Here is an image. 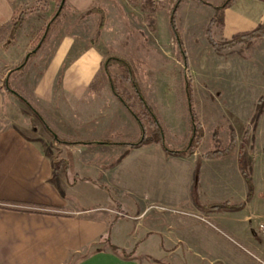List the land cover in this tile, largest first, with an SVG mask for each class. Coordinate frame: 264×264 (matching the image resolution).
Masks as SVG:
<instances>
[{
  "label": "crops",
  "instance_id": "1",
  "mask_svg": "<svg viewBox=\"0 0 264 264\" xmlns=\"http://www.w3.org/2000/svg\"><path fill=\"white\" fill-rule=\"evenodd\" d=\"M28 2L0 0V264H201L196 258L203 259L208 246L217 248V264H260L240 257L227 235L264 257L251 224L257 196L254 191L247 200L242 171L249 165L238 143L216 160L203 158L200 151L175 155L160 143L144 144L135 148L142 151L137 169L144 182L135 205H116L95 194V187L109 180L108 152L127 149L113 164L125 161L132 150L124 142L138 138L141 128L114 95L94 46L64 63L75 48L73 40L70 49L61 48L46 60L48 37L29 57L28 25L40 13L36 10L9 43L14 20ZM215 15L213 8L208 25ZM263 23L264 0H236L224 10L223 24L216 21L213 34L220 25L231 39ZM160 161L169 169L159 170ZM182 162L189 170L182 169ZM179 174L184 177L180 192ZM147 183L153 184L151 191L144 190ZM223 202L246 205L235 211L202 208ZM189 213L214 219L224 229L217 227L215 237L210 229L207 233L206 222ZM189 254L195 258L188 259Z\"/></svg>",
  "mask_w": 264,
  "mask_h": 264
},
{
  "label": "rangeland",
  "instance_id": "2",
  "mask_svg": "<svg viewBox=\"0 0 264 264\" xmlns=\"http://www.w3.org/2000/svg\"><path fill=\"white\" fill-rule=\"evenodd\" d=\"M207 1L217 4L222 0ZM62 2L63 0H29L27 10L40 12L29 21L28 28L31 31L29 51L38 49L47 25L52 23L50 32L45 37L46 40L52 37V42L44 45L48 49L45 52L46 60L61 48L70 49V41L75 40V48L71 49V56L67 55L64 63L72 62L75 54L82 55L92 46L99 51L104 63L109 57L128 61L140 91L154 107L161 121L167 146L173 150H185L191 141L192 111L203 126V138L196 152L206 153L224 148L230 140L231 128L237 131V151L242 153V158L249 165L248 172L254 167L252 175L256 178L254 191L257 197L251 224L255 229L254 237L258 246L264 247V236L258 232L259 225L264 223V112L256 126L252 122L258 102L264 98V38H257L250 45L224 51L216 50L207 37L208 19L214 7L198 0H182L177 12V26L185 46L189 63L187 68L185 57L180 54L170 25L171 11L178 0H64V4ZM60 4L63 9L55 22L53 17ZM92 8L105 10L102 28L99 26L100 15L87 13ZM38 16L40 17L37 18ZM219 26L216 25L214 36L222 42L226 38ZM25 40L26 35L23 33L19 42L21 49L25 47ZM125 69L123 64L113 62L109 68V75L121 76L115 80L117 89L128 101L130 100V104L133 102L139 111L141 109L139 98L134 93L132 82L127 80L129 75ZM186 78L192 81L194 94L191 101L186 93ZM248 127L252 131L247 135ZM153 130L154 128L148 127L149 133ZM127 148L129 149L128 146ZM131 150L132 154L118 165L113 164V161H118L121 158L119 155L122 156L128 150L108 152L109 180L104 182L106 187L102 184L95 187L96 195L102 196L104 200L107 196L115 204L125 201L128 206L135 205L133 202L136 200V193L141 191V183H144L140 169H137L139 154L142 151ZM188 150L181 155L190 153ZM179 165L184 171L189 170L185 163ZM162 166L169 169L170 164L157 162L156 167L159 170ZM183 178L179 174V192ZM145 185L144 190L151 191L153 184ZM189 215L206 222L203 225L208 228L207 233L210 229L215 237L217 227L224 229L217 221L207 216L191 213ZM227 233L234 242L231 245L236 248L240 257L245 258L247 262L264 264L263 256ZM204 250L206 251L203 259H196L200 260L201 264H217V248L208 246ZM149 253L153 255L152 252ZM192 258L195 257L191 254L188 259Z\"/></svg>",
  "mask_w": 264,
  "mask_h": 264
},
{
  "label": "trees",
  "instance_id": "3",
  "mask_svg": "<svg viewBox=\"0 0 264 264\" xmlns=\"http://www.w3.org/2000/svg\"><path fill=\"white\" fill-rule=\"evenodd\" d=\"M181 1L182 0H178V2H176L174 8L171 11L170 25H171V29H172L174 38L176 39L177 44L179 46L180 54L183 57H185L186 65L188 68L189 63H188V59L186 58V52L184 49L185 46H184V43L181 39L179 29L177 26V12H178V7L181 4ZM198 1L205 4V5L213 6L216 9V15L213 18V20L209 23L208 29H207V37H208L211 45L214 47V49L224 51V50H228V49H233V48L238 47V46L250 45L255 39L264 38V23H263L252 31L238 34V35L234 36L233 38L223 40L222 42L218 41L214 37L213 27H214L216 21L223 24V22H224V10L226 8L232 6L236 2V0H225L219 6H214L213 4H211L210 2H208L206 0H198ZM62 9H63V6L60 4L57 13L53 17V19H55V22L60 17ZM32 11L33 10L23 11L14 20L13 30H12V33L10 36L9 43L13 39H15L17 32L23 26L24 22L26 21L27 16ZM87 13L99 14L100 15L99 26H100V28L103 27L104 22H105V10L104 9L92 8ZM51 25H52V23L51 24L49 23L47 25V27H46L47 29L44 31V36L41 40V44L46 41L45 37H47L48 33L50 32ZM41 44L38 45V48H40ZM35 53H36V50L31 51L29 54V57L34 56ZM113 62L121 63L126 67L125 71L129 75V78H127V77L126 78L128 81L132 82L134 93L139 98V104L141 105V109L139 111H137V106L133 102H132V104H130L129 103L130 100L128 101V99H126V97H124L123 94L117 89L118 87L116 86L115 80L121 76L117 75L115 77H110L109 68H110L111 63H113ZM103 68L111 79V89H112L114 95L117 96L121 100V102L125 105L127 110L132 114V116L135 118V120L137 121V123L139 124V126L141 128V135L138 138L124 142V144H126L130 149H132V148L140 147L144 144H150V143L157 142L163 146V148L165 149L166 152L171 153V154L181 155L187 149H189L188 152H190V153L196 152V150H197L198 146L200 145L201 140L203 138V126H202V124H200L198 122V118H197L195 112L192 111V114H191L192 115V122H193L191 141L188 143V146L185 148V150H180V151L179 150H173V149L169 148L165 142V131L161 125V121H160L158 115L155 112L154 107L151 104H149V102L145 98L144 94L139 89L137 79H136L134 72L131 68V64L128 61H125L121 58L109 57V58H107L106 62L104 63ZM185 85H186L187 96H188L189 100L191 101L194 93H193L192 81L190 78L185 79ZM7 90L15 93L16 95H19L10 86H7ZM263 112H264V98L262 97L258 102L256 114L252 119L254 126L257 125V123H258L261 115L263 114ZM148 127L154 128L152 133H149ZM48 129L50 130V132L53 135H55V133L49 127H48ZM251 131H252L251 128L248 127L247 135ZM56 139L59 142L72 143L70 141L62 140L59 137H57ZM73 143H77V142H73ZM105 143L113 144L112 141H107ZM237 143H238L237 133L233 128H231L230 142L228 143L227 146H225L224 148H218L215 150L208 151L206 153H203L202 156L208 160L218 159L222 156L230 154L235 149V147L237 146ZM242 172L245 175V179L247 181L248 188H249L247 200H250L253 196V193H254L253 179H252L251 173L248 172L246 169L245 170L243 169ZM245 205H246V202H243V203L238 204V205H233V204H230L229 202H223V203H215V204L202 206V208L204 210H208V211H217V210L235 211V210L242 209ZM116 249L122 250L121 248H116ZM122 251H123L125 256H129V254H126L127 253L126 251H124V250H122Z\"/></svg>",
  "mask_w": 264,
  "mask_h": 264
},
{
  "label": "built area",
  "instance_id": "4",
  "mask_svg": "<svg viewBox=\"0 0 264 264\" xmlns=\"http://www.w3.org/2000/svg\"><path fill=\"white\" fill-rule=\"evenodd\" d=\"M259 233L261 234V235H263L264 236V223H261L260 225H259Z\"/></svg>",
  "mask_w": 264,
  "mask_h": 264
},
{
  "label": "water",
  "instance_id": "5",
  "mask_svg": "<svg viewBox=\"0 0 264 264\" xmlns=\"http://www.w3.org/2000/svg\"><path fill=\"white\" fill-rule=\"evenodd\" d=\"M62 4H64V0H63Z\"/></svg>",
  "mask_w": 264,
  "mask_h": 264
}]
</instances>
